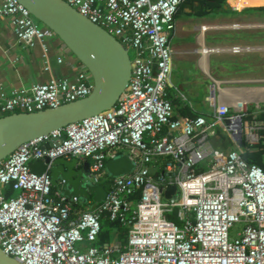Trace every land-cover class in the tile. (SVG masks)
I'll return each mask as SVG.
<instances>
[{"label":"built area","instance_id":"built-area-1","mask_svg":"<svg viewBox=\"0 0 264 264\" xmlns=\"http://www.w3.org/2000/svg\"><path fill=\"white\" fill-rule=\"evenodd\" d=\"M63 1L132 52L131 76L112 108L24 142L0 161L3 252L21 264H264V170L243 156L246 146L264 145V119L258 118L264 101L251 108L238 97L222 103L221 81L212 78L211 119L176 112L171 36L186 0ZM0 16L9 18L25 46L38 42L45 53L44 41L56 37L18 0H0ZM92 89L80 63L73 79L1 97L0 117L54 108ZM219 129L235 149L214 147ZM238 131L242 147L233 136ZM121 155L131 159V172L114 176L101 202L86 200L90 208H77L80 200L54 190L49 168L55 158L87 161L88 178L104 183L106 161ZM44 158L45 170L34 174L29 164ZM169 185L175 192L167 198ZM103 217L126 228V238L101 241Z\"/></svg>","mask_w":264,"mask_h":264},{"label":"water","instance_id":"water-1","mask_svg":"<svg viewBox=\"0 0 264 264\" xmlns=\"http://www.w3.org/2000/svg\"><path fill=\"white\" fill-rule=\"evenodd\" d=\"M45 27L51 29L93 79L91 93L72 102L35 112H17L0 117V161L22 143L47 135L67 124L80 121L112 108L126 89L131 76L129 52L99 25L91 22L63 0H18ZM189 10L188 8L185 9ZM171 85V82H170ZM242 147L241 133L233 134ZM60 140V139H58ZM56 142V141H55ZM51 143H45L48 148ZM48 158L29 164L34 174L42 173ZM133 163L127 155L106 161L109 180L94 183L87 174L89 163L77 157H57L50 163L54 188L77 200L99 203L114 176L128 174ZM175 186L165 190L168 198ZM0 264H21L0 248Z\"/></svg>","mask_w":264,"mask_h":264},{"label":"crops","instance_id":"crops-1","mask_svg":"<svg viewBox=\"0 0 264 264\" xmlns=\"http://www.w3.org/2000/svg\"><path fill=\"white\" fill-rule=\"evenodd\" d=\"M198 5V1L193 4L183 5L182 11H178V14L175 15V28L172 33V37L177 34L180 37V42L175 46L172 45L174 51L173 60L181 59L193 62L197 69V74L191 77L188 73H180L176 75L177 84L172 83L170 75V82L173 86L172 88L174 86L177 87L174 92L179 93V96L181 95L184 98L182 100L177 94L173 98L175 110L178 114L184 115L183 113L187 111V113L201 114L207 119H211L212 109L209 108V105L198 107L194 99V97H197L194 82L199 77L201 78L200 74L202 76L209 75L208 71L211 67L209 56L208 59L206 58L208 52L205 49H201L200 42H206L208 38L210 42H215L216 45L218 43L223 44L228 38L225 35L230 33L234 34L232 37L236 35L245 36L247 33L245 27L247 25L264 21V9H256L264 7V0H224L215 9L208 8L206 4H202L205 12L202 15L196 14L195 10ZM186 8L189 10L186 11ZM245 9L247 10L244 11ZM180 13H183L184 16ZM193 28L195 31L194 36L181 37L185 30ZM233 28H237V30L235 31ZM201 38L202 40H200ZM240 38L238 40H241ZM44 43L47 49L45 53L38 42L32 47L20 43L16 39L9 18L0 16V99L5 95L11 94L13 90L46 83L51 79L75 78L80 62L72 55L63 42L56 36L47 38ZM58 59L62 61L59 62ZM238 67L242 69L246 66L241 64ZM172 71L176 72V67L173 69V62ZM212 78L210 76V79ZM217 80H220L222 84L219 92V99L222 103L232 104L233 100L238 97L245 100L251 108L256 102L264 101V83L254 85L255 83H252L253 79L249 78ZM229 80L233 82L229 83ZM236 83L248 85L235 86ZM207 96L208 93L205 94V102H207ZM211 141L214 147L218 149L229 150L236 148L230 135L221 129L218 130L217 136L213 137ZM82 162L80 160V163ZM54 190L57 189L54 188ZM79 204L82 208L91 207L89 203L85 204V201L80 200ZM109 231V240L117 237L115 228H111Z\"/></svg>","mask_w":264,"mask_h":264},{"label":"rangeland","instance_id":"rangeland-1","mask_svg":"<svg viewBox=\"0 0 264 264\" xmlns=\"http://www.w3.org/2000/svg\"><path fill=\"white\" fill-rule=\"evenodd\" d=\"M180 14L184 16L183 13ZM237 28H239V26H237ZM237 28H233V30L236 31ZM245 28L247 32L245 36L236 35L232 37L234 34L233 35L232 33L227 34L225 36H227L228 38H226L223 44L218 43L215 45V42H210L208 38L206 39V42L203 41L200 42L201 49L202 50L205 49L208 52L206 58L208 59L209 56L211 67L209 70V65H208L209 75L202 76V74H200L202 79L199 77L196 80V82H194V85L196 86L195 89L197 91V97H194L196 106L206 107L209 105L208 101L205 102V94L208 93L209 95L210 92V88L207 87L208 84L212 83L210 76L216 79L249 78V79H253L252 83H255L254 85H261L263 83L264 50L241 53V54L239 53L235 54L226 50L235 45L259 46L264 48V21L247 25ZM190 35L191 36L195 35L194 28L191 30H185V33L183 32V35L181 37L187 38ZM239 38L241 40H238ZM200 40H202V38ZM233 41L237 42L238 44L237 43L234 44ZM179 42H180V37L178 34L173 37L171 36V45L175 46ZM223 49L225 51H223ZM129 55L131 56L132 52H129ZM172 62H173V69L174 67H176V72L171 71L172 83L177 82L176 75L180 73H188V75L191 77L197 74V69L195 67V64L191 61H183L181 59L173 60V56H172ZM241 64L245 65L246 67L240 69L238 65ZM229 81L233 82L231 80ZM242 85H248V84L236 83L235 86H242ZM175 89H177L176 86H174V88H170V91H172L174 94H177V92L176 93L174 92ZM177 95L179 96V93ZM179 97H181V99L184 100V98L181 95Z\"/></svg>","mask_w":264,"mask_h":264},{"label":"trees","instance_id":"trees-1","mask_svg":"<svg viewBox=\"0 0 264 264\" xmlns=\"http://www.w3.org/2000/svg\"><path fill=\"white\" fill-rule=\"evenodd\" d=\"M195 1H198V3H199V5L196 7V10H195L196 14H198V15L205 14V12L202 8V4H206V6L208 8L215 9V8L219 7L224 2V0H186V2L180 6L178 11H180V10L182 11V9L184 8L183 7L184 4L185 5L186 4H193ZM256 9H264V7H259ZM246 10L247 9H245L244 11H246ZM178 11L176 14H178ZM172 87L173 86L171 85V88ZM188 113L192 114L190 112H188ZM188 113L186 111L183 114H188ZM258 118L264 119V112L260 113L258 115ZM243 156L245 157V159L248 162L255 163V164L259 165L264 170V145L263 144L246 146V150H245ZM78 207L82 208L81 205L79 206V204H77V208ZM101 224H102V231H101V237H100L101 241L109 240V238H110L109 229H111V228H115L117 230L116 235L120 240H124L126 238L127 229L122 227L118 221H110V220H108V218L103 217Z\"/></svg>","mask_w":264,"mask_h":264}]
</instances>
